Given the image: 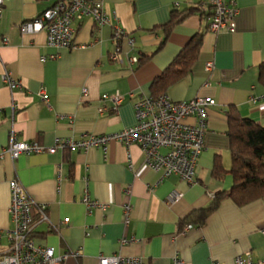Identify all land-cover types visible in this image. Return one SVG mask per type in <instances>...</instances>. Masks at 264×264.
<instances>
[{"label":"crops","instance_id":"crops-1","mask_svg":"<svg viewBox=\"0 0 264 264\" xmlns=\"http://www.w3.org/2000/svg\"><path fill=\"white\" fill-rule=\"evenodd\" d=\"M56 1L10 0L4 5L0 39L8 37L9 42L0 49V152L12 130L19 140L49 147L57 138L114 133L135 125V103L152 95L153 81L197 34H202L197 59L163 91L174 101L197 96L215 100L207 111L205 150L195 184L178 175L163 177L146 166L138 144L116 140L106 152L92 147L24 153L16 160L6 155L0 161V256L8 250L7 230L13 227L9 182L17 179L36 202V242L54 247L57 254L80 250L78 258L65 264H99V256L116 254L141 256L147 264H171L175 254L187 264H235L236 256L247 252L255 260L264 258V198L244 206L226 198L204 222L200 216L218 192L233 184L229 173L213 175L217 156L225 169L232 165L228 111L234 107L264 126V0H237L241 10L232 33L208 30L210 16L202 10L208 0H102L110 23L100 27L92 18L75 22L71 48L50 46L45 30L21 31L24 22ZM116 26L126 33L121 40L124 64L111 60ZM132 56L140 57L139 64H130ZM207 62L214 64L210 71ZM5 68L21 80V88L8 87ZM117 91L125 99L114 112L112 102L101 97ZM57 164H62L61 180ZM86 191L106 207L88 210L81 201ZM173 192L182 195L171 200ZM42 204L48 221L40 220L37 206ZM65 218L70 221L63 223ZM125 238L129 242L122 244Z\"/></svg>","mask_w":264,"mask_h":264},{"label":"built area","instance_id":"built-area-1","mask_svg":"<svg viewBox=\"0 0 264 264\" xmlns=\"http://www.w3.org/2000/svg\"><path fill=\"white\" fill-rule=\"evenodd\" d=\"M10 0H0V18L4 5ZM204 13L208 12V30L214 33L221 31L235 32L236 19L241 7L237 0H208L202 4ZM86 18H92L98 26L109 24L111 19L102 0H57L53 6L45 10L34 19L21 25V31L34 33L41 30L47 32L48 44L64 48L74 47L75 22H81ZM125 31L116 26L114 40L116 50L111 54V60L124 64L125 58L122 51L121 40ZM9 38L0 39V49L8 44ZM131 45L134 39L129 40ZM140 62L139 56L130 58L131 65ZM0 63L2 62L0 52ZM213 62H207L206 70L213 69ZM3 80L11 90L22 87L20 79L5 68ZM87 90L84 89V94ZM42 98L48 101V96L41 92ZM102 100H109L113 104V111L117 112L125 99L120 92L103 94ZM212 97L197 96L189 101H174L165 93L159 96H141L135 103L137 122L135 125L121 131L105 134L84 133L79 137L57 138L54 145L45 147L35 141L19 140L17 132H10L9 143L0 152V161L9 155L16 160L24 153L55 154L59 150L70 152L87 151L92 147L102 148L105 152L110 141L122 142L125 146L138 144L145 156V164L150 169L162 173L163 177L178 175L188 184L197 183V164L205 150V134L207 131V111L214 105ZM104 112V108H100ZM192 118L194 121L189 122ZM57 177L62 179V164H57ZM11 206L10 215L13 227L7 230L9 239L8 250L0 256V264H65L70 257L78 258L80 250L68 251L57 254L52 246H43L36 242V202L31 199L25 186L17 179L9 182ZM181 193L173 192L169 199L180 197ZM88 210L101 207L98 201L93 200L88 191L81 200ZM131 204L124 205L125 222L130 221ZM47 206L38 205L37 210L41 221H48ZM70 218H65L63 223H68ZM189 225L186 230L190 229ZM54 228V227H53ZM264 234V228L262 229ZM129 241L125 238L122 244ZM99 264H147L141 256H126L116 254L112 256H99ZM171 264H187L179 254L173 256ZM211 264H224L213 260ZM235 264H264V258L253 259L249 252L239 254L235 258Z\"/></svg>","mask_w":264,"mask_h":264},{"label":"trees","instance_id":"trees-1","mask_svg":"<svg viewBox=\"0 0 264 264\" xmlns=\"http://www.w3.org/2000/svg\"><path fill=\"white\" fill-rule=\"evenodd\" d=\"M175 22L174 18L170 20L168 31ZM201 44L202 34L192 37L171 65L153 81L152 96L165 94L163 87L180 78L191 67L197 59ZM177 65L180 66L176 68ZM260 81L264 85V62L260 65ZM228 123L232 165L229 170L225 169L220 156H217L213 175L221 178L229 173L233 176V184L229 190L218 192L211 205L201 210V222L218 209L223 199L229 198L237 205L244 206L264 198V126L243 117L234 107L228 111Z\"/></svg>","mask_w":264,"mask_h":264}]
</instances>
